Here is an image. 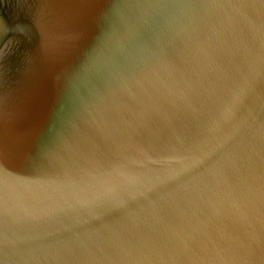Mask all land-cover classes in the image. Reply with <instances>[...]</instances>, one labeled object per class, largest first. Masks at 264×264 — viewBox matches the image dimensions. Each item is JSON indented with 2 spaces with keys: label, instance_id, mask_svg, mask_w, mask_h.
<instances>
[{
  "label": "water",
  "instance_id": "95a60500",
  "mask_svg": "<svg viewBox=\"0 0 264 264\" xmlns=\"http://www.w3.org/2000/svg\"><path fill=\"white\" fill-rule=\"evenodd\" d=\"M0 264H264V0H0Z\"/></svg>",
  "mask_w": 264,
  "mask_h": 264
}]
</instances>
